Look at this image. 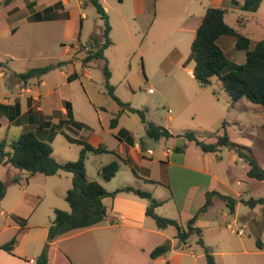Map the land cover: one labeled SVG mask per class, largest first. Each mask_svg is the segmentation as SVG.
<instances>
[{
  "label": "rangeland",
  "instance_id": "1",
  "mask_svg": "<svg viewBox=\"0 0 264 264\" xmlns=\"http://www.w3.org/2000/svg\"><path fill=\"white\" fill-rule=\"evenodd\" d=\"M4 1L0 0V104L10 107L7 113H0V145L3 144L5 150H9V144L19 135L32 132L50 145L52 157L57 162H75L83 147L67 142L59 131L63 130L71 138L106 150L103 153L85 152V173L88 180L97 181L104 189L112 190L121 186L120 180L131 178L134 181L131 174L134 167L129 168L115 155L119 143L116 136L124 129L136 140H143L154 152L153 157L161 160L162 163L156 165H150L148 160L143 162L147 170H151V175L157 169H164L167 159L161 156L163 151H172L175 145L185 144L182 151L186 164L210 166L225 185H233L236 180L243 182L247 191L244 201L264 199V181L250 182L248 165L234 150L221 148L217 152L203 153L193 142L178 136L182 131L192 132L199 141L214 144L225 134L232 144L254 158L264 170V108L245 98L231 103L217 77L210 78L209 85L200 86L192 74H188L193 62L184 67L194 36L178 28L197 14H204L209 0H100L110 26L108 37L112 45L103 51L104 59H91L85 63V57L104 41V22L88 0H14L7 5ZM244 1L235 0L233 4L242 5ZM256 4V13L248 14L246 18L234 6L225 16L229 26L239 32L245 28L251 32L252 45L264 37V0ZM46 8L49 11L45 14ZM35 13H40L43 19L36 20ZM236 53L242 56V53ZM105 63L114 96L124 105L143 111L146 122L169 130L172 137H162L157 141L147 138L146 127L139 114L121 108L108 94L103 74ZM46 66L51 68L45 73L20 78L31 69ZM73 75L75 77L69 80L68 77ZM67 102L72 109V121L81 128L64 124L58 130L56 125L59 121L67 119L63 112ZM115 118L117 124L111 128V121ZM43 122H50L52 126L41 127ZM179 157L175 153L173 160L176 162ZM210 157H216L218 163L212 162ZM112 161L119 164V170L116 178L106 183L100 169ZM135 168V172L141 170L140 167ZM169 174V188L158 183L145 188L153 198L165 202L155 210L157 215L177 220L185 227L196 213L198 199L193 193V197L179 209L184 203V190L194 182H199L203 188L207 181L192 173H181L175 167ZM13 178H18L19 182L13 184ZM0 181L6 187L0 209L16 203L21 196L30 198L31 192L40 196L35 215L27 219L28 229L23 234L28 237L27 241L39 233L43 235L40 226L51 224L54 209L70 211L64 200L65 190L71 187L70 173L30 176L9 165H0ZM133 184L134 188H140ZM22 185L27 186L25 192L21 190ZM221 190L230 194L225 193V189ZM37 202L34 199V203ZM108 202V198L103 199L105 205ZM209 205L198 214L199 227L204 245L218 264H238L244 257L229 254L226 246L231 236L228 231L238 237L235 229L243 222L241 216L247 219L250 214L261 223L258 230L250 224L246 229L243 237L251 246L248 250L253 249L256 241L263 246L264 206L250 209L243 204L239 225H235L231 223L232 216L222 199L211 196ZM224 213L228 215L226 218ZM148 221L155 225L152 219ZM212 222L217 228L210 225ZM228 223L232 230L227 228ZM13 224L8 215L0 216V244L16 236V230H4ZM166 234L171 239L175 229L169 227ZM196 241L195 235L190 236L186 247L181 249L173 239L171 250L152 264H206Z\"/></svg>",
  "mask_w": 264,
  "mask_h": 264
},
{
  "label": "trees",
  "instance_id": "2",
  "mask_svg": "<svg viewBox=\"0 0 264 264\" xmlns=\"http://www.w3.org/2000/svg\"><path fill=\"white\" fill-rule=\"evenodd\" d=\"M14 0H5L4 5L10 4ZM94 7L99 17L104 22L102 32L103 43L95 49L94 52L88 54L83 62H88L91 59H104L103 51L112 45L108 34L110 26L108 25L107 15L103 9L100 0H88ZM49 11V8L44 9L43 13ZM46 17V16H44ZM49 17V16H48ZM224 11L217 8H208L202 20L195 31L194 39L190 46L189 59L184 63L193 62V77L200 86H207L210 84V78L217 77L222 89L228 95L231 103H235L240 99L245 98L248 102L262 106L264 108V37L254 45L248 37L241 34L238 30L229 27L224 22ZM34 18L41 20L43 17L40 13H35ZM51 18V17H49ZM220 36H231L235 39V49L242 51L245 54V62L237 65L226 58L222 50L218 47L216 40ZM51 67L31 69L27 73L20 75L21 79L47 72ZM103 74L105 79V87L111 98L128 112L139 114L142 123L146 127V136L151 140H159L160 138H170L173 135L165 128L157 126L153 123L146 122L143 111L132 109L121 103L116 96H114L113 87L108 83L110 72L106 63L103 66ZM75 75L68 77L69 80ZM9 106L0 104V113L2 111L8 112ZM65 115L67 119L59 121L56 125L58 130L64 124H72L76 128H81V125L72 121V109L70 104H65ZM117 124V118L112 119L110 127L114 128ZM41 127H51L50 122H43ZM223 127V126H222ZM67 142L77 144L83 147L79 154V158L75 162H57L52 157V149L50 145L39 138L32 132L23 133L9 144V150H5L3 144L0 145V165H9L17 170L24 171L28 175L41 174L44 176H54L60 172L71 174V187L67 190L64 200L68 204L70 211L65 212L55 209L54 217L47 230L46 243L41 253L34 260V264H47L49 244L60 236L71 231L90 228L104 221L107 216V206L103 203L105 198H113L119 193H131L138 198L147 201L145 215L150 217L155 222L159 230H164L168 227L176 229L175 239L179 244L185 245L190 236L197 237V245L200 246L204 255L206 264H216L209 248L204 245L202 240V232L199 227L194 224L197 215L193 216L187 221L185 227H181L172 219L159 216L155 213V209L161 205L159 201L152 197L149 192L142 191L131 186H123L113 192H107L105 189L94 180H88L85 173V152L90 151L94 153L106 152L101 147L94 148L84 140L74 139L69 137L63 130H59ZM125 132V131H124ZM179 137L187 141L193 142L203 153H213L219 151L221 148H228L234 150L240 159L244 160L248 165V178L264 181V170L258 165L256 160L250 156L245 155L239 150L237 146L232 144L228 137L224 134L220 136L216 143L205 144L196 138L192 132H185L178 134ZM119 138V137H118ZM128 143H132L128 139ZM182 151L181 148H178ZM119 169L116 161H112L100 169L102 179L107 182L115 176ZM13 184L19 182L18 178H13ZM6 192L5 185L0 181V201L3 199ZM217 195L222 199L230 212H233L234 200L228 196L219 195L211 192L206 194V200L203 207L199 210L202 212L209 204L211 196ZM243 204L250 208L257 205L264 206V199H249L242 201ZM21 228L25 227V220L12 217ZM16 244V239L12 238L7 243L0 246V249L12 254V250ZM257 247H260L259 241H256ZM171 246L169 241L156 246L149 254L151 259H156L168 251Z\"/></svg>",
  "mask_w": 264,
  "mask_h": 264
},
{
  "label": "crops",
  "instance_id": "3",
  "mask_svg": "<svg viewBox=\"0 0 264 264\" xmlns=\"http://www.w3.org/2000/svg\"><path fill=\"white\" fill-rule=\"evenodd\" d=\"M258 1L261 0H245L241 5L238 3L233 4L235 3V0H209L207 6L205 7V11L208 8H217L223 10V19L226 23L225 16L228 9H232L234 6L235 8H238L237 12L240 13L243 18H246L248 14L256 13V3H258ZM202 15L204 14H202L201 12V14H197V16H195L194 18L190 20L188 19V21L183 26L178 28V30L187 31L195 36V31L202 20ZM240 33L250 39L251 32H249L247 28H245V30ZM216 43L222 50L226 58L231 62L237 65H241L245 62V54L244 52L237 51L235 49V39L233 37L220 36L217 38ZM236 52L242 53V56L237 54ZM188 74H190V76L192 74L193 76V68L188 70ZM123 130L124 129L119 131L116 136L119 143L115 155L117 156V158H119V160H122L125 165L129 166V168L134 167V169H136L135 167H140L141 170L139 172H135V170L132 169L131 174L134 181H132L131 178H129L128 180L127 178L126 180H120L119 183L121 186H119V188L123 187V185L133 187V183H136L137 187H140L136 189L146 192H148V190L147 188H145V186L152 183H158L159 185L169 188V172L172 167H175L181 173H192L197 177L201 176L204 180L207 181L206 186L203 188L201 187L199 182L189 184L184 190V203L181 207H179V209H181L184 205H186V201L192 198L193 193H195L194 196L198 199V203L195 207V215H197V219L194 225L196 227H199L201 225V221L198 218V214H200L199 210L205 204L204 201L206 199V194L211 192H215L223 196H228L235 201L233 212H230L229 210L228 211L232 216L231 223L239 225V215L242 211L241 206H245L243 205L242 201H244L243 197L247 193V191L244 189L245 185L243 182L236 180L233 185H225L224 181L213 172L210 166H201L200 164L189 166V164H186L184 162L185 155L183 151L178 150L179 147L181 149H185V144H182V146L179 147L175 145L172 151L168 149L163 151L161 156L167 159V163L163 164L165 166L163 167L164 169H157L158 171L154 172L153 176L151 175V170H147L143 162L145 160H148L147 162H149L150 165H156L162 163L160 162L161 160L153 157L154 152L147 147L146 143L143 140H136L127 130H124L125 132ZM128 139H131V144L128 143ZM175 153L180 155L179 160L176 162L175 160H173ZM145 157L148 159H146ZM210 158L212 162L218 163L216 157ZM116 174L113 178H111V180L107 181L106 183H110L113 179H115ZM249 179L250 182H254V179ZM55 184L58 185L57 183ZM141 184L143 185V188L140 186ZM212 184L214 188H212ZM216 185H219L220 188H217ZM235 185L237 187L236 189L234 188ZM116 189H105V191L113 192ZM221 189H225V193L230 194H224L220 192L222 191ZM21 190L25 192L27 190V186L22 185ZM65 191L67 192V190ZM36 194L37 193L31 192L30 198L21 196L17 200V202L12 204L11 206L7 208L5 206L1 207L0 216L8 215L9 217H11V220L12 217H17L25 220L26 224L24 228H21L14 220H12L14 224L10 227L4 228V230H16V236L12 237L16 239V244L12 250V254H9L0 249V264H34V260L41 253L46 242L47 230L50 224L48 226L46 224L40 226L42 228L43 235L39 233V235H36L35 238H32L29 241H27L28 237H24L23 235L27 232L28 229L27 219H31L35 215L36 208L38 206V203L40 202V196ZM213 197H215L216 199H220L217 195H213ZM34 199L38 201L37 204L34 203ZM108 199L109 202L106 204L108 209L107 216L105 217L103 222L90 228L71 231L60 236L49 244L47 264H152L154 260L166 255L164 254L156 259H151L149 256L150 252L156 246L161 245L166 241H169L172 248L173 239H175L176 235V229L174 227L171 228L175 229V235L170 239L166 234V230L169 227L164 230H159L156 225H152V223H149L148 220L151 218L145 215L147 203L145 202V200L143 201V199L138 198L131 193H119L115 197ZM156 200L159 201L161 205L155 210L160 208L165 203L160 199ZM209 206L210 205L208 204L206 209ZM246 215H248V212L246 213ZM223 216L226 218L228 215L224 213ZM37 218L40 219V216L38 215ZM241 218L243 222L240 223V227L237 226L235 229L238 237L233 235L232 231H228L231 235L228 244L226 245L229 249L228 253L234 256H244L242 259H240V263L238 264H264V244L263 246H261V243L259 242L260 247H257V244L255 243L253 245V249L248 250L249 247L251 249V246L246 243L248 239H245L243 237L246 234V229L248 228L249 224L250 227L258 230L261 226V223L258 221V219L252 218L250 214L248 215L247 219H243V216H241ZM174 221H176L178 225L181 226L177 220ZM210 225L216 227L213 222ZM227 228L232 230L231 224L228 223ZM12 238H10L9 240H11ZM175 240L177 241V239ZM2 245L3 244H0V246ZM179 247L181 249H184L186 247V244H179ZM216 264H218V262H216Z\"/></svg>",
  "mask_w": 264,
  "mask_h": 264
}]
</instances>
